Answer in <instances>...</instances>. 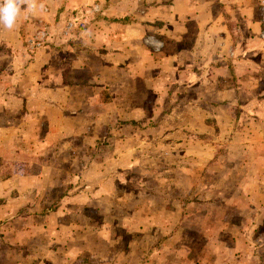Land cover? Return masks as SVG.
<instances>
[{"label":"rangeland","instance_id":"1","mask_svg":"<svg viewBox=\"0 0 264 264\" xmlns=\"http://www.w3.org/2000/svg\"><path fill=\"white\" fill-rule=\"evenodd\" d=\"M251 12L260 29L253 34L229 23L237 61L220 77L238 89L241 107H231L235 121L219 135V123L207 116L209 134H198L193 145L197 153L208 144L213 154L207 163L191 154L177 164L155 159L153 151L135 150L133 139L128 155L109 159L100 150L92 164L85 162L87 150L67 148L61 168L34 169L33 191L28 186L25 192L21 178L31 171L19 159L30 155L7 147L0 178L14 182L0 187V264H264V9ZM86 15L95 18L83 9V21L74 25L70 19L63 26L21 25L18 54L0 40V68L15 65L21 51L23 67L35 51L61 46L60 36L83 34ZM4 36L10 34L0 24ZM250 99L257 104L249 105Z\"/></svg>","mask_w":264,"mask_h":264},{"label":"crops","instance_id":"2","mask_svg":"<svg viewBox=\"0 0 264 264\" xmlns=\"http://www.w3.org/2000/svg\"><path fill=\"white\" fill-rule=\"evenodd\" d=\"M33 3L22 7L12 29L6 28L10 36L0 38L11 42L14 48L6 46L16 54L21 47L17 29L23 24L47 21L63 26L70 19L74 25L83 21V9L95 18L92 22L86 15L83 34L60 36L61 46L35 51L23 67L21 51L11 62L15 65L0 68V155L7 147L30 155L19 159L31 171L21 178L25 192L28 186L33 191L34 169L49 173L61 168L60 155L67 148L74 153L87 150L85 162L92 164L98 162L100 150H107L109 159L112 154L128 155L133 139L138 141L135 150L153 151L155 159L177 164L191 154L201 165L209 161L213 151L208 144L203 152L193 150L198 134H209L207 116L219 123L221 135L229 131V121H235L233 104L241 107L235 82L220 78L237 61L229 23L257 33L260 22L251 11L264 9V0ZM4 50L1 46L0 53ZM254 103L257 99H250L249 105ZM130 106L137 108L131 111ZM13 182L12 177L0 178V187ZM56 231L60 234L61 228Z\"/></svg>","mask_w":264,"mask_h":264},{"label":"clouds","instance_id":"3","mask_svg":"<svg viewBox=\"0 0 264 264\" xmlns=\"http://www.w3.org/2000/svg\"><path fill=\"white\" fill-rule=\"evenodd\" d=\"M25 4L34 7L33 0H0V24L12 29Z\"/></svg>","mask_w":264,"mask_h":264}]
</instances>
